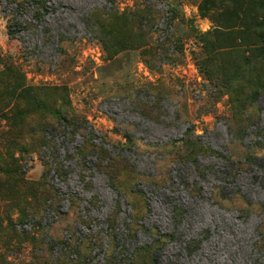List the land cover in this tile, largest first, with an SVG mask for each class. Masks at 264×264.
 <instances>
[{"label":"rangeland","instance_id":"1","mask_svg":"<svg viewBox=\"0 0 264 264\" xmlns=\"http://www.w3.org/2000/svg\"><path fill=\"white\" fill-rule=\"evenodd\" d=\"M205 1L0 0V264H264V42Z\"/></svg>","mask_w":264,"mask_h":264},{"label":"trees","instance_id":"2","mask_svg":"<svg viewBox=\"0 0 264 264\" xmlns=\"http://www.w3.org/2000/svg\"><path fill=\"white\" fill-rule=\"evenodd\" d=\"M227 3H230L233 8V14L236 16L237 21H240L239 30L240 31H246L247 33H250V35L254 36V38L260 39L264 42V31L261 33L258 31L259 28L264 27V20L258 19L257 16L258 13L262 12L264 13V0H224ZM206 3L203 4L200 8L201 14H205L207 9V5L210 4V0H206ZM236 12L238 14L236 15ZM264 45V44H263ZM248 62V61H246ZM255 62V60L253 61ZM261 63H264V60L261 61ZM248 68H251V71L254 68V64H248ZM9 68H6L4 71H8ZM3 71V72H4ZM243 72L241 69H236L234 73H231L230 71L224 70L221 73L222 80L226 82H231V79L239 77V73L241 74ZM10 75V72H7V76ZM10 80H14L13 77H9ZM63 90H58L63 93ZM34 88H31L29 86L23 87L18 94L15 95V97L19 98L20 100L26 101L28 104H32L37 107L38 109L46 110L47 108L43 106L44 103H42L41 99H38ZM51 114L53 117H55L58 121H60L63 124H67L68 121L61 115V113L57 110H52ZM6 122L9 125L8 132L10 135L16 136L17 132L20 131L22 125L24 124V121H18L13 115H10L5 118ZM192 133L189 131H186L184 135V139L182 142L186 146L184 150V156L187 161L195 162V159L197 156L202 154H208L211 151L205 147V145L201 144L198 141H193L192 137L190 136ZM126 138V137H125ZM20 153V152H19ZM213 153V152H211ZM12 158V157H10ZM106 158V157H105ZM104 158V159H105ZM112 161V158H108L107 162L110 163ZM118 166H124L122 164L115 163L114 169ZM115 173H111L109 175V178L111 181L114 179ZM156 243V242H155ZM157 244V243H156ZM149 257H151L149 251H145L143 254L139 256L141 258L139 260V264H147V260H150ZM152 264H155V262L151 261Z\"/></svg>","mask_w":264,"mask_h":264}]
</instances>
